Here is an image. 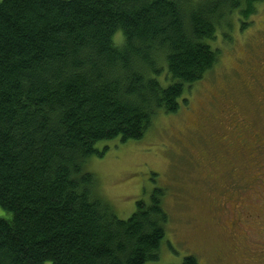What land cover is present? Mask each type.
Instances as JSON below:
<instances>
[{
	"label": "trees",
	"instance_id": "16d2710c",
	"mask_svg": "<svg viewBox=\"0 0 264 264\" xmlns=\"http://www.w3.org/2000/svg\"><path fill=\"white\" fill-rule=\"evenodd\" d=\"M258 1H0V264L159 260L165 189L121 218L87 162L177 112L219 62L218 29Z\"/></svg>",
	"mask_w": 264,
	"mask_h": 264
},
{
	"label": "rangeland",
	"instance_id": "374dc122",
	"mask_svg": "<svg viewBox=\"0 0 264 264\" xmlns=\"http://www.w3.org/2000/svg\"><path fill=\"white\" fill-rule=\"evenodd\" d=\"M240 17L232 18V27L218 29L211 45L221 51L219 62L185 90L177 112L160 110L141 140L100 142V149H108L87 162L98 178V189L121 218L134 212L138 200H149L155 188L165 189L170 220L159 260L149 264H182L188 255H195L200 264H264L251 256L258 240L253 245L247 241L249 234L262 237L259 224L264 223L261 77L253 76L256 89L247 85L252 64L260 60L257 65L264 66V0L255 4L249 22ZM223 103L233 117L245 118L241 131L240 125L229 127L226 115L219 116ZM213 116L218 117L210 121ZM211 132L229 136V162L215 158ZM244 142L247 146L239 151ZM0 216L10 213L0 206Z\"/></svg>",
	"mask_w": 264,
	"mask_h": 264
},
{
	"label": "flooded vegetation",
	"instance_id": "af4514ba",
	"mask_svg": "<svg viewBox=\"0 0 264 264\" xmlns=\"http://www.w3.org/2000/svg\"><path fill=\"white\" fill-rule=\"evenodd\" d=\"M258 63H260V60L258 61ZM258 63H256V62L253 63L252 64V66H253L252 69L248 68L249 69V73H250V80H248L247 85H248V87H250V89L251 88H255L256 89L257 85H256L255 80L253 79V76L254 77L260 76L261 78H258L259 79V85L262 86V88H263V90H260V91L262 92L261 94L263 95V98H264V66H262L260 68V65H257ZM223 104L224 105H223L222 111L219 110L220 111L219 116L222 115L223 117H225L224 115H226L230 119L229 122H228L229 123V127L231 125V127L233 129H236V127L239 128V125H240V131H241V125H243V123L245 122V118L236 117L237 118L236 119L235 117H233V114L231 115V109H229V106L226 103H223ZM217 117L218 116H213L212 118H210V121L211 120H215ZM234 121H238L239 124L237 125L235 123L232 126V123ZM258 135H259L258 133H254L255 137L258 136ZM208 136L210 137L209 139L211 141V145L213 147H215V149H216V150H214V153H213L215 155V158H218L220 161L229 162L230 158H229L228 154H230L229 150L232 148V146L230 145L231 143H230L229 136L226 133H224V132H211L210 134H208ZM217 143H219V144H217ZM240 143H242V140H241ZM258 144H260V143H258ZM219 145H221L223 147L221 148V147H219ZM246 146H247V143L244 142L240 147H238L239 151L241 149H245ZM215 151H216V153H215ZM217 153H219V154H217ZM256 222H257V220H256ZM259 228L261 229L260 232L263 233L262 237L261 238L257 237L258 239L257 238L255 239V237H252L249 234V236L247 237V241H249L250 244L253 245V244H255V243H253V240H258V243L255 244L256 247L254 248V251H253L254 254L251 255V256L254 257V258H258L259 260L262 259V261L264 263V223L259 224ZM255 249H257V250L255 251Z\"/></svg>",
	"mask_w": 264,
	"mask_h": 264
}]
</instances>
